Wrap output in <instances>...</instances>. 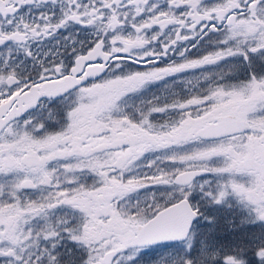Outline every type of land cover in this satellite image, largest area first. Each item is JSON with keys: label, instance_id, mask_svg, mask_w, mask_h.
<instances>
[{"label": "snow or ice", "instance_id": "obj_1", "mask_svg": "<svg viewBox=\"0 0 264 264\" xmlns=\"http://www.w3.org/2000/svg\"><path fill=\"white\" fill-rule=\"evenodd\" d=\"M0 264H264V0H0Z\"/></svg>", "mask_w": 264, "mask_h": 264}]
</instances>
